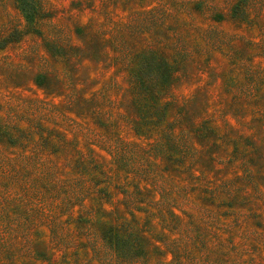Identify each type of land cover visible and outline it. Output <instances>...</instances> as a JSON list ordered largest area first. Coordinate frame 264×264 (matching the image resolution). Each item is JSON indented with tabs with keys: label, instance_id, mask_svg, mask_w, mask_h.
<instances>
[{
	"label": "rangeland",
	"instance_id": "rangeland-1",
	"mask_svg": "<svg viewBox=\"0 0 264 264\" xmlns=\"http://www.w3.org/2000/svg\"><path fill=\"white\" fill-rule=\"evenodd\" d=\"M0 126V264H264V0H0Z\"/></svg>",
	"mask_w": 264,
	"mask_h": 264
},
{
	"label": "trees",
	"instance_id": "trees-1",
	"mask_svg": "<svg viewBox=\"0 0 264 264\" xmlns=\"http://www.w3.org/2000/svg\"><path fill=\"white\" fill-rule=\"evenodd\" d=\"M157 60L160 63L155 62L149 67H140L139 71H137L134 75V92L139 94V96L142 95L145 101L151 102L152 99L157 100L156 105L143 104V107H148L147 111L150 109L151 112L150 117H156V121H159L160 117L156 116L155 113L159 111L161 112L165 106L160 104L159 98L157 97L159 96V92L166 88V82L171 75L170 73H172L170 71L173 66L169 63L167 58H159ZM42 79V76H38L35 80L36 84L42 85ZM198 130L204 132L206 137L209 136L207 134L211 135L214 131L213 128L207 126L206 121H202ZM16 133L19 134L17 130ZM0 138H6V140L10 143H14L16 139H21L18 138L17 135L15 136L13 133H10L2 126H0ZM166 139L169 140L167 137ZM1 161L3 162L5 160L0 158V162ZM131 231L134 230L124 226V224L110 226L104 233V239L109 247L112 248L118 256L135 264L140 258H142L138 255V247L140 248L141 244L138 241V237L135 236V239L131 238ZM132 242L134 244H132ZM133 249H135V251H133Z\"/></svg>",
	"mask_w": 264,
	"mask_h": 264
}]
</instances>
